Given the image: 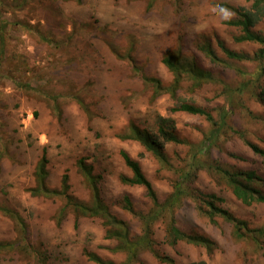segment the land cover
Instances as JSON below:
<instances>
[{
    "label": "rangeland",
    "instance_id": "rangeland-1",
    "mask_svg": "<svg viewBox=\"0 0 264 264\" xmlns=\"http://www.w3.org/2000/svg\"><path fill=\"white\" fill-rule=\"evenodd\" d=\"M223 2L251 6L246 0H3L0 16L7 27L5 57L0 59V241L15 246L0 253V264H38L34 253L46 254L47 264H99L85 250L106 262L126 261L127 253L113 250L117 241L106 237L101 218L79 216L71 207L61 214L63 196H35L28 188L36 185L35 170L46 147L49 185L60 188L67 173L74 200L90 201L91 189L78 165L85 158L101 175V194L112 212L129 221L134 234L140 233L141 219L126 209L125 197L143 213L152 201L145 186L121 181L122 174H132L121 152L140 162L164 200L190 153L201 148L215 128L204 115L172 112L181 102L203 106L216 119L228 102L234 105L230 127L210 149L199 150L202 164L192 186L223 196L220 205L250 228L264 227V203L244 204L215 169H255L264 179V157L247 144L249 140L264 148V106L247 92L234 95L232 102L224 89V84L236 87L244 80L242 71H254L257 62L230 58L222 46L252 55L262 45L236 41L242 31L227 23L236 15L223 8ZM255 30H264V19ZM205 42L211 43L219 61L201 48ZM177 49L217 81L193 89L192 81L185 79L176 100L170 93L154 98L153 86L143 76L172 82L173 72L163 57ZM160 115L175 119L176 133L184 140L164 142L174 168L163 166L140 140L127 137L132 123L158 135ZM259 185L264 192V181ZM3 208L22 215L27 240ZM175 213L181 229L213 242L211 247L170 244L166 222L158 221L156 252L170 255L175 264L199 259L208 264H264V235L238 238L233 223L207 215L202 199L187 197ZM132 264L163 263L145 250Z\"/></svg>",
    "mask_w": 264,
    "mask_h": 264
},
{
    "label": "trees",
    "instance_id": "trees-1",
    "mask_svg": "<svg viewBox=\"0 0 264 264\" xmlns=\"http://www.w3.org/2000/svg\"><path fill=\"white\" fill-rule=\"evenodd\" d=\"M80 2L82 0H76ZM251 2L250 7L243 5H232L228 2H223L220 5L223 8L232 10L236 17L227 21L229 25L241 29V33L235 37L239 42H258L262 46L255 51L252 55L247 53L236 52L223 46L227 56L238 60H248L257 62V67L254 71L247 73L242 71L244 80L236 87L224 84V89L229 91V97L233 102L234 95L242 96L244 93H249L251 97L256 98L264 106V30H255L256 25L264 19V0H246ZM3 0H0V15L1 5ZM7 27V21L0 16V59L5 57V37L4 32ZM201 48L212 59V61H219L211 43L205 42ZM163 63L173 72L172 82L165 84L160 78L143 76L146 82L153 86L154 98L159 97L163 93H170L176 100L178 91L181 88L182 82L185 79L192 81L193 89L201 88L204 84L215 82L217 79L213 77L210 71L199 67L196 63H190L182 56V50L177 49L169 52L163 57ZM1 76V75H0ZM235 93V94H234ZM241 98L238 99V103ZM244 104V102H242ZM234 105L231 102L222 108L220 117L218 119L208 111L205 107L196 105L189 102H181L174 106L171 111H186L191 114L204 115L215 128L211 131L210 135L204 140V145L195 153H190L189 158L185 161L184 166L179 170L180 174L173 184V191L164 199L160 200L158 194L153 186L151 180L147 177L140 162L133 157L126 150H122V156L126 164L131 169L132 174H122L120 179L123 183L130 185H143L146 188L147 195L152 201V206L145 213L135 211L132 207L130 198L125 197L126 209L139 215L141 219V232L134 234L131 224L126 219L112 212L109 205L105 202L104 197L100 190L101 175L95 173L92 164L86 162L85 158L78 160V165L81 172L85 176L86 182L91 189L92 197L90 201L74 200L73 196L69 193V175L65 173L62 179L60 188L51 187L48 183L49 170L47 164L49 158L47 155V148L44 147L41 158L35 170L36 185L28 188L32 195L35 196H63L66 199V204L61 208V214H65L69 207L79 216L99 217L103 221L106 228V237L115 239L116 246L113 247L114 251L127 253V260L119 264H132L134 260L139 257L142 251L150 250L161 260L163 264H175V260L170 255L160 254L156 252L155 244V225L158 221L164 220L166 222V237L170 244H176L184 241L195 245H203L211 247L213 242L206 236L190 233L181 229L178 225L176 210L183 205L187 197H195L202 199L205 202L207 215L214 217L220 215L227 221L235 226V234L238 238H242L248 234L258 238V235H264V227L250 228L248 223L236 216L233 212L220 205L225 201L223 196L216 193H203L197 188H193V183L198 175L201 158L198 156L204 146L206 149L216 142L222 134L223 129L229 126V116L234 111ZM264 118V116H263ZM131 133L127 137H133L141 141L146 150L151 151L160 161L163 166L174 168V164L170 161L169 157L164 151V142L183 143L184 140L176 133V121L171 116H158V135H154L150 130L141 128L135 123H132ZM232 130L235 133L243 135L241 131H237L233 126ZM163 137V141L159 137ZM126 137V136H124ZM254 153L264 157V148L257 143L247 141ZM192 151V152H194ZM202 151V150H201ZM217 173L223 181L229 185L235 194L244 204L251 205L255 202L264 203V192L260 188V181L264 179L257 173L255 169L236 170L228 169L221 165L215 166ZM19 227L21 237L27 240V225L25 219L16 210L10 208H3ZM28 243V241L26 242ZM15 246L14 242L0 241V253L12 250ZM31 253V244H26ZM30 253V254H31ZM89 259L99 264H115L113 262H106L99 257L95 252L85 250ZM38 255V264H47L48 256L42 253H34ZM186 264H208L207 260L199 259L193 260Z\"/></svg>",
    "mask_w": 264,
    "mask_h": 264
},
{
    "label": "clouds",
    "instance_id": "clouds-1",
    "mask_svg": "<svg viewBox=\"0 0 264 264\" xmlns=\"http://www.w3.org/2000/svg\"><path fill=\"white\" fill-rule=\"evenodd\" d=\"M225 18H228V17H227V14H225Z\"/></svg>",
    "mask_w": 264,
    "mask_h": 264
}]
</instances>
